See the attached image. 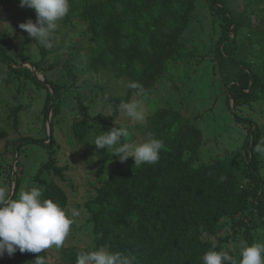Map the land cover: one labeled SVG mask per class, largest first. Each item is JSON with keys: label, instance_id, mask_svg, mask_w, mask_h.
I'll use <instances>...</instances> for the list:
<instances>
[{"label": "trees", "instance_id": "16d2710c", "mask_svg": "<svg viewBox=\"0 0 264 264\" xmlns=\"http://www.w3.org/2000/svg\"><path fill=\"white\" fill-rule=\"evenodd\" d=\"M249 2L264 7V0ZM207 4L219 35L213 70L221 72L231 110L234 101L236 121L246 125L243 148L229 151L214 162H204V139L198 126L180 110L159 107L145 119L146 133L164 144L157 163L135 167L134 158L121 162L115 152L99 149L100 162L107 164L111 160L114 167L107 178L93 184L94 193L84 204L88 215L83 223L94 234L92 248L62 247L61 257L55 261L47 250L17 251L12 256L5 253L0 264H31L39 255H44L48 264H76L78 252L100 247L122 251L133 264H203L202 258L213 250V244L214 250L228 252L239 264L241 244L264 241V177L259 160L262 153L254 151L264 133L260 124L240 115L244 108L264 102V26L253 28L241 38V29L248 24L234 16L228 0H207ZM81 8L79 16L87 24L92 47L86 70L94 74L108 72L117 80L138 82L145 89L143 96L135 97V90L128 87L126 94L119 97L120 102L150 100V95L162 91L165 83L176 85L187 79L191 62L200 53L198 45L184 41L197 21L196 0H87ZM10 45L9 36L0 28V61L17 77L46 92V119L52 106V134L45 139L23 136L10 143L8 131L0 125V144H12V159L18 155L19 167L25 166V162L20 163L23 147L51 141L44 146L54 148L55 120L62 113L67 88L47 79L40 81L39 72L46 70L41 62L33 64L37 72L17 68L19 60L27 58L22 53L12 55ZM66 69L69 77H74ZM22 109L21 105L12 109L9 119L13 124H17ZM93 127L81 120L74 122L71 130L76 141L84 144ZM51 149L50 158L39 163L36 174L32 173V182L42 188L44 199H52L66 210L68 193L53 178L64 180L66 168L58 165ZM5 164L11 162L7 155L0 154V170ZM24 180V176L13 175L10 184L15 181L16 186L14 193L13 189L9 192L12 198H18ZM232 248L236 251L229 252Z\"/></svg>", "mask_w": 264, "mask_h": 264}, {"label": "rangeland", "instance_id": "374dc122", "mask_svg": "<svg viewBox=\"0 0 264 264\" xmlns=\"http://www.w3.org/2000/svg\"><path fill=\"white\" fill-rule=\"evenodd\" d=\"M86 3L87 0H70V10L58 22V29L51 39L52 47L46 48L19 27L29 19L36 22L35 10L20 7V0H0V28L11 41L9 51L15 57L22 53L28 60L23 62L20 59L17 68L26 67L37 72L33 64L41 62L46 70L39 72L40 79L65 84L67 88V95L62 101V113L55 120L53 136L56 144L53 149L44 146L48 144L44 141L30 144L28 148L23 147L20 163L22 165L25 162V166L17 167L18 155L12 159V144H0L1 156L7 155L11 162L0 170V186H4L8 194L11 193L16 182H10L13 175L16 178L17 173L25 178L21 191L33 187L42 190L32 182V173L36 174L39 163L46 162L50 158V149L54 150L58 165L66 168L64 180L53 175L54 180L68 193L69 206L66 211L69 214L72 209L80 211V216L74 218L75 223L63 248L75 246L79 250H89L94 245L93 229H85L87 226L83 223L88 215L84 211V204L94 193L93 184L96 185L98 180L107 178L114 167L111 160L107 161V164L100 162L99 149L94 144L97 136L104 135L113 127L123 126L128 128L130 134L121 138L120 145L148 138L151 135L146 133L145 119L159 107L180 110L185 118L198 126L203 133V160L207 163L214 162L229 151L242 149L247 135L246 125L236 121L233 109L227 105L221 72L219 69L213 70V52L219 35L218 29L213 28L207 0H196L197 24L192 25L189 35L184 38L187 44L200 47L198 57L191 62L187 79L178 81L176 85L165 83L162 91L150 95V100H140L145 114L142 122H132L118 111L121 103L119 97L126 94L128 80H117L108 72L94 74L86 70L92 47L89 43L87 24L83 23L79 16L81 7ZM228 3L234 16L248 24L241 29V38L247 36L253 28L264 26V21H260L264 18L263 6L254 5L249 0H228ZM80 47L82 49H79ZM50 65L53 69L48 68ZM67 67L74 77H69ZM45 96L44 90H37L31 82L17 77L0 61V125L8 131L10 143L24 138L23 136L45 139L47 135L52 134L47 125L49 116L46 119L43 111ZM105 97H109L108 100ZM19 105L23 106V109L19 112L15 125L9 119V114ZM240 115L252 118L261 125L264 133V102L244 108ZM81 120H86L94 126L84 144L76 141L71 130L73 123ZM120 145L108 148V153L113 154L115 147ZM259 160L260 172L264 177V153L260 154ZM61 249L62 247L55 246L47 249L52 261L61 257ZM233 249H229V252Z\"/></svg>", "mask_w": 264, "mask_h": 264}, {"label": "clouds", "instance_id": "9594fccd", "mask_svg": "<svg viewBox=\"0 0 264 264\" xmlns=\"http://www.w3.org/2000/svg\"><path fill=\"white\" fill-rule=\"evenodd\" d=\"M20 7L34 9L36 22L29 19L19 25L37 43L51 48V39L61 21L70 10V0H20ZM40 78V77H39ZM128 87L135 90L134 96L145 94L144 87L138 82H130ZM109 97H105L108 100ZM118 111L132 122L145 119L140 100L122 101ZM52 112H49L52 131ZM127 127H113L104 135L97 136L94 144L98 149H108L120 145L122 137L129 136ZM50 136V135H49ZM49 143V142H48ZM164 148L161 140L152 136L135 143H123L115 147V155L121 162L134 158L135 167L142 164H155ZM257 153H264V138L254 148ZM223 179V177H221ZM16 185V184H15ZM80 211L72 209L70 214L52 199H44L42 191L33 187L21 191L18 198H12L4 186H0V257L5 253L12 256L17 251L41 253L55 246L63 247L76 217ZM207 251L203 264H237V260L226 251ZM239 264H264V243L241 244ZM31 264H48L44 255H39ZM76 264H133L132 258L122 251L110 252L104 247L92 251H80Z\"/></svg>", "mask_w": 264, "mask_h": 264}, {"label": "water", "instance_id": "95a60500", "mask_svg": "<svg viewBox=\"0 0 264 264\" xmlns=\"http://www.w3.org/2000/svg\"><path fill=\"white\" fill-rule=\"evenodd\" d=\"M39 79H40V78H39ZM40 81L45 82V80L43 81V80H41V79H40ZM53 95H54V93H53ZM231 106H232V109H233V112H234V101H232ZM51 112H52V106L50 107V114H51ZM49 127L51 128V119H49ZM15 186H16V185H14V187H13V193L15 192Z\"/></svg>", "mask_w": 264, "mask_h": 264}]
</instances>
